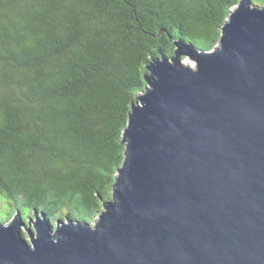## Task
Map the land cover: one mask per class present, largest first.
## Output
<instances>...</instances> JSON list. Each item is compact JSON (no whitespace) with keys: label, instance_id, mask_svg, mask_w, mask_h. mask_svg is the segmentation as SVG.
I'll return each mask as SVG.
<instances>
[{"label":"water","instance_id":"water-1","mask_svg":"<svg viewBox=\"0 0 264 264\" xmlns=\"http://www.w3.org/2000/svg\"><path fill=\"white\" fill-rule=\"evenodd\" d=\"M173 46L146 66L95 222L15 214L0 264H264V9L241 0L211 51Z\"/></svg>","mask_w":264,"mask_h":264},{"label":"trees","instance_id":"trees-1","mask_svg":"<svg viewBox=\"0 0 264 264\" xmlns=\"http://www.w3.org/2000/svg\"><path fill=\"white\" fill-rule=\"evenodd\" d=\"M240 1L0 0V222L91 224L146 66L174 41L211 51Z\"/></svg>","mask_w":264,"mask_h":264},{"label":"rangeland","instance_id":"rangeland-1","mask_svg":"<svg viewBox=\"0 0 264 264\" xmlns=\"http://www.w3.org/2000/svg\"><path fill=\"white\" fill-rule=\"evenodd\" d=\"M260 8L264 9V4L263 5H260ZM182 63H183V65L189 66L191 68H194L195 67V63L193 61L189 60V59H186V58L185 59H182ZM116 174H117V172H116ZM5 218H6V211L4 209V206L0 204V220H3ZM95 220H96V218L94 219V221L92 223H94Z\"/></svg>","mask_w":264,"mask_h":264},{"label":"bare ground","instance_id":"bare-ground-1","mask_svg":"<svg viewBox=\"0 0 264 264\" xmlns=\"http://www.w3.org/2000/svg\"><path fill=\"white\" fill-rule=\"evenodd\" d=\"M238 5H239V4H238ZM238 5H237V7H238ZM257 6H258V5H257ZM237 7H236L234 10H236V9H237ZM258 7H260V6H258ZM234 10H233V11H234ZM230 14H231V13H230Z\"/></svg>","mask_w":264,"mask_h":264}]
</instances>
